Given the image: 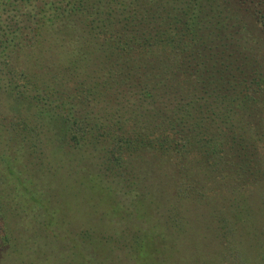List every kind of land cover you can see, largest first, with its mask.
Instances as JSON below:
<instances>
[{"label": "trees", "instance_id": "trees-1", "mask_svg": "<svg viewBox=\"0 0 264 264\" xmlns=\"http://www.w3.org/2000/svg\"><path fill=\"white\" fill-rule=\"evenodd\" d=\"M52 139L119 191L129 263L169 264L198 210L194 264H264V0H0V251Z\"/></svg>", "mask_w": 264, "mask_h": 264}, {"label": "rangeland", "instance_id": "rangeland-1", "mask_svg": "<svg viewBox=\"0 0 264 264\" xmlns=\"http://www.w3.org/2000/svg\"><path fill=\"white\" fill-rule=\"evenodd\" d=\"M57 150L52 139L45 168L31 171L43 193L41 207L27 213L14 211L9 225L15 238L10 249L0 251V264H132L126 260L131 250L118 249L117 242L109 245L102 239L105 235L123 236V240L124 231H130L132 237L138 234L126 224V207L117 204L119 191L113 189L110 193L99 180L93 182L91 156L70 150L61 154ZM122 203L126 204L125 200ZM195 211L184 213L190 222L187 233H178V237L184 235L183 243L175 235L176 244L170 245V241L167 246L169 264H194V260H204L207 247L215 250L216 244L205 234L207 216ZM164 216L162 222L168 219L166 212Z\"/></svg>", "mask_w": 264, "mask_h": 264}]
</instances>
